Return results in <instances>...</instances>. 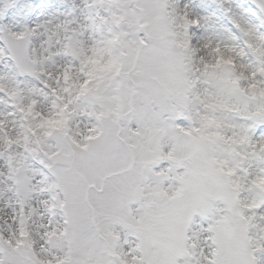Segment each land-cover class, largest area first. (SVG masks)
I'll use <instances>...</instances> for the list:
<instances>
[{
	"label": "snow or ice",
	"instance_id": "6c2138e0",
	"mask_svg": "<svg viewBox=\"0 0 264 264\" xmlns=\"http://www.w3.org/2000/svg\"><path fill=\"white\" fill-rule=\"evenodd\" d=\"M0 264H264V0H0Z\"/></svg>",
	"mask_w": 264,
	"mask_h": 264
}]
</instances>
